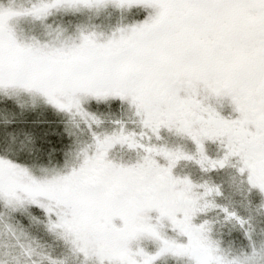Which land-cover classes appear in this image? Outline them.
<instances>
[{"label": "snow or ice", "instance_id": "obj_1", "mask_svg": "<svg viewBox=\"0 0 264 264\" xmlns=\"http://www.w3.org/2000/svg\"><path fill=\"white\" fill-rule=\"evenodd\" d=\"M222 171L264 194V0H0V264H264ZM217 210L248 249L213 238Z\"/></svg>", "mask_w": 264, "mask_h": 264}, {"label": "rangeland", "instance_id": "obj_2", "mask_svg": "<svg viewBox=\"0 0 264 264\" xmlns=\"http://www.w3.org/2000/svg\"><path fill=\"white\" fill-rule=\"evenodd\" d=\"M118 19L119 13L110 8L99 16L87 12L79 14L59 13L46 23L52 27L60 26L65 28L75 27L81 23H103L105 26H115ZM42 27L43 25L39 21H29L26 24V29L29 32L40 31ZM23 99L26 101V111L31 114L29 117L30 120L35 121L37 124H44L48 117L49 120L53 118L52 114L47 111V106L40 101L37 100L33 103L28 98ZM57 115H61L57 117V119H60L63 114ZM113 118H118V115ZM106 127L110 128V125L106 124ZM188 148L195 151V145L190 141L188 142ZM206 148L209 149V155H214L217 145L212 142H206ZM174 173L178 175L190 174L196 181L208 178L207 175L199 171L198 167L194 165L185 167L183 163L177 169H174ZM208 175L217 183L224 185L225 196L219 198L217 202L228 207L230 211L235 210L238 215L246 219L251 218V223L253 224L252 242L258 247L264 244V213H258L256 211V207L264 200V194H259L256 191H253L251 194L235 191L234 187H230V171L213 172ZM205 218L214 221L212 236L220 242L221 247L226 251L240 252L248 249L250 241L246 238L244 230L238 224L225 221L223 212L217 210ZM197 223H199V220H197ZM151 250L149 249V251ZM72 264H79V261L73 260Z\"/></svg>", "mask_w": 264, "mask_h": 264}, {"label": "trees", "instance_id": "obj_3", "mask_svg": "<svg viewBox=\"0 0 264 264\" xmlns=\"http://www.w3.org/2000/svg\"><path fill=\"white\" fill-rule=\"evenodd\" d=\"M49 120V117L47 118L46 122Z\"/></svg>", "mask_w": 264, "mask_h": 264}]
</instances>
